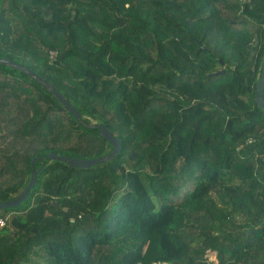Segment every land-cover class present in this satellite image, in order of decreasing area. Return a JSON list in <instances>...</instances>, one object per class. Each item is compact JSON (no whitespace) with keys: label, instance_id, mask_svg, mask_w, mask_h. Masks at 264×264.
I'll list each match as a JSON object with an SVG mask.
<instances>
[{"label":"trees","instance_id":"trees-1","mask_svg":"<svg viewBox=\"0 0 264 264\" xmlns=\"http://www.w3.org/2000/svg\"><path fill=\"white\" fill-rule=\"evenodd\" d=\"M0 57L85 122L0 65V201L45 166L0 264H264V0H0ZM98 123L113 160L47 158L109 154Z\"/></svg>","mask_w":264,"mask_h":264},{"label":"water","instance_id":"water-1","mask_svg":"<svg viewBox=\"0 0 264 264\" xmlns=\"http://www.w3.org/2000/svg\"><path fill=\"white\" fill-rule=\"evenodd\" d=\"M0 65H7L11 68L18 69L20 71L28 73V75L34 78L37 82L45 86L54 96L55 98L61 102L65 107H67L70 112L74 115L75 118L79 119L80 122L85 124L83 117L78 109H76L68 97L62 93L59 88L52 82L47 81L44 77L40 76L36 71L31 69L28 66L22 65L16 61H13L9 58H1L0 57ZM263 91H264V65L262 66V77L257 83V93H256V102L257 104L264 109V98H263ZM92 127H98L100 129V134L104 137L109 143L113 145L111 152L105 156H98L95 158H75L66 156L63 154H58L56 152H50L47 155V158L50 160H58L61 162H67L69 165L78 168H91L100 164L102 161L109 162L117 156L122 150V139L114 135L113 131L105 126L103 123H98L96 125H91ZM39 161V157H36L31 162V175L30 180L23 191L18 194L17 196L8 199L6 201H0V210L6 208H16L22 202L26 201L30 195L31 190L37 183V176L38 174L44 169L45 166H40L39 168H35V162ZM249 233V232H248Z\"/></svg>","mask_w":264,"mask_h":264},{"label":"rangeland","instance_id":"rangeland-1","mask_svg":"<svg viewBox=\"0 0 264 264\" xmlns=\"http://www.w3.org/2000/svg\"><path fill=\"white\" fill-rule=\"evenodd\" d=\"M211 258H215V257H211ZM32 260L33 262L31 264H47V261L45 259V255L44 252L40 251L39 256H32Z\"/></svg>","mask_w":264,"mask_h":264},{"label":"built area","instance_id":"built-area-1","mask_svg":"<svg viewBox=\"0 0 264 264\" xmlns=\"http://www.w3.org/2000/svg\"><path fill=\"white\" fill-rule=\"evenodd\" d=\"M5 224H6V219H4V218H0V229H1L2 227H4Z\"/></svg>","mask_w":264,"mask_h":264}]
</instances>
